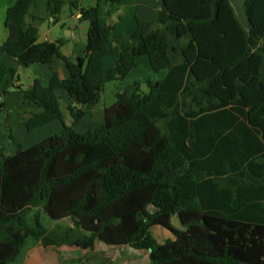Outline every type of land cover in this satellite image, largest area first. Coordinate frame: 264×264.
<instances>
[{"label": "trees", "instance_id": "16d2710c", "mask_svg": "<svg viewBox=\"0 0 264 264\" xmlns=\"http://www.w3.org/2000/svg\"><path fill=\"white\" fill-rule=\"evenodd\" d=\"M30 1L7 10L0 57L24 68L57 58L69 80L55 74L47 86L36 80L28 90L15 88L18 69L0 61V110L32 112L23 124L29 132L55 121L64 129L10 157L0 154V264L16 262L29 239L45 248L129 247L148 252L147 264H264V0L246 1L248 29L229 0H161L156 20H138L106 73L117 40L101 8L137 0L87 8L49 0L56 22L70 6L88 24L86 54L77 62L24 27ZM170 35L178 39L180 65L168 55ZM140 57L167 75L149 81L147 93L138 82L127 86L98 127L76 131L86 108L102 102L106 82L124 81ZM59 89L75 103L67 109L71 127ZM45 216L72 226L49 230ZM175 216L183 229L174 227ZM154 227L173 239L158 243Z\"/></svg>", "mask_w": 264, "mask_h": 264}, {"label": "crops", "instance_id": "0c3cea01", "mask_svg": "<svg viewBox=\"0 0 264 264\" xmlns=\"http://www.w3.org/2000/svg\"><path fill=\"white\" fill-rule=\"evenodd\" d=\"M66 1L70 2L75 0ZM16 2L17 0H0V46H2L9 37V31L5 27L7 10L15 5ZM48 3L49 0H31L25 14L22 17V23L24 27L32 26L36 29L38 43L42 44L46 42H57L63 56H65L72 62H77V59L79 57H84L86 54L88 31V24L80 22V8L94 6L97 4V2L95 0H87L86 5L80 3L79 9H73L70 6H66L63 9L58 22H56L55 19L51 16V13L48 9ZM115 8L113 9L108 5H104V7L101 8V20L103 23L114 25V33L117 40L115 51L105 57V73L117 63L121 51L129 46V37L135 32L138 20L149 22H154L156 20L158 12L162 9V1L137 0L134 4L122 7L116 6ZM168 55L171 58L173 65L175 66L180 65L184 62V57L182 55L178 39L172 35L169 36ZM0 61L7 66L18 69L16 78L11 80V86L15 88L28 90L32 87L33 83L36 80L40 81L44 86H47L51 78L55 74L59 76L62 82L69 80V74L66 70L64 62L57 58L51 65L37 64L32 65L28 68L19 66L17 59L7 55L1 56ZM137 62L138 67L135 68L130 74V76L134 74L133 79L135 81L133 83H140L139 81L142 82V79H146L145 82L147 86V83L149 81H151L152 83H156L162 80L168 73L167 71L159 73L160 75L157 79H153L149 75H147L148 78H141L140 76L136 78L137 75H141L139 74L141 70L146 71L148 74L151 70L150 63L147 57H140L138 58ZM126 79L124 81L106 82L104 94V110L115 103V96L117 93H121L126 88V85L129 86L130 83L125 82L127 81ZM56 94L60 99V102L64 101L66 109L75 106V103L68 97L64 89L57 90ZM0 97H2V100H0V103H2L4 101V96L0 95ZM104 110L102 107H99V105L88 106L86 108V114L82 121L87 116H91L95 119L101 118V120L94 122L96 127H98L103 122ZM32 114L33 113L30 111L21 112L18 110H0V154L2 152L4 158L14 155L19 146H22L23 148H30L36 145L32 144L30 146H24L23 143L14 141L15 138L14 140H7L6 137H3V132H5V129L7 128L12 129L16 134L18 131L23 133V130L26 129L23 124L29 117L32 116ZM64 116L66 118L65 121L67 122V124L70 123L72 126V120L69 116V113H64ZM56 122H59V125H57ZM80 123L78 125H80ZM78 125L74 128L76 131H78ZM46 128H51L48 130H55L60 133L64 129V124L60 121H55L40 129ZM38 130H35L33 132H36ZM2 159L3 158L0 155V161Z\"/></svg>", "mask_w": 264, "mask_h": 264}, {"label": "rangeland", "instance_id": "374dc122", "mask_svg": "<svg viewBox=\"0 0 264 264\" xmlns=\"http://www.w3.org/2000/svg\"><path fill=\"white\" fill-rule=\"evenodd\" d=\"M84 5L87 4V0H77ZM96 2L98 0H95ZM95 6V5H94ZM104 7V6H103ZM122 41V40H121ZM142 66V65H141ZM137 75L141 78H148L147 75L151 76L153 79H157L160 74H155L153 72L142 71ZM134 74L129 75L126 79L129 85H132L135 81ZM137 81V80H136ZM146 79H142L140 82L141 92H147L148 87L146 86ZM126 85L125 87H127ZM122 89V88H121ZM99 107H102L104 110V96L102 102L99 104ZM61 109L63 113H69L65 107L64 101H61ZM13 111V110H12ZM70 116V115H69ZM71 118V117H70ZM101 120L95 119L91 116H87L81 123L78 125L77 130L79 132H85L87 130L93 129L96 127L94 122ZM59 125V122H56ZM51 128L40 129L36 132H29L26 129L24 132L13 131L14 139L10 138V132L8 129H5L3 132V137L6 139L18 141L23 143L24 146H30L32 144H38L49 137L58 134L57 131L48 130ZM57 132V133H56ZM153 211V208H151ZM46 227L49 230L55 229L56 227L66 228L72 226L69 220L63 222H52L46 216L44 217ZM30 223L32 221L30 219ZM176 229L179 228L174 225ZM152 234L157 240L158 243L164 244L166 241L173 239V234L165 228L154 227L152 229ZM148 263V252L146 251H136L129 247H109L101 242H98L93 251H85L75 247L63 246L60 248L48 247L45 248L40 241L29 239L26 245L24 246L21 255L16 262L12 264H147Z\"/></svg>", "mask_w": 264, "mask_h": 264}, {"label": "water", "instance_id": "95a60500", "mask_svg": "<svg viewBox=\"0 0 264 264\" xmlns=\"http://www.w3.org/2000/svg\"><path fill=\"white\" fill-rule=\"evenodd\" d=\"M232 7L234 8L235 12H236V15L239 19V21L242 23V25L245 27V28H249L250 27V23H249V19H248V16H247V10H246V1L247 0H229ZM0 100H2V97H0ZM66 125L68 127H71V124L66 122ZM173 225L179 227V228H183L180 221H179V218L177 216H175L173 218Z\"/></svg>", "mask_w": 264, "mask_h": 264}]
</instances>
